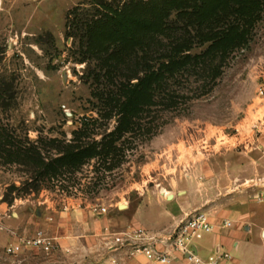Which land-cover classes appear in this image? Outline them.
I'll list each match as a JSON object with an SVG mask.
<instances>
[{"label":"rangeland","instance_id":"obj_1","mask_svg":"<svg viewBox=\"0 0 264 264\" xmlns=\"http://www.w3.org/2000/svg\"><path fill=\"white\" fill-rule=\"evenodd\" d=\"M77 5L90 7L91 0H0V74L7 83L14 80L17 97L9 110L0 113V121L22 139L27 132L32 140L70 139L87 120H92V137L100 139L117 124L116 118L101 115L105 111L97 90L104 83L93 77L95 62H79L80 33L67 36V14ZM172 19L177 23L175 16ZM206 47L197 44L191 53L200 54ZM209 73L206 65L170 79L167 89L176 102H159L151 108L143 127L127 137L122 164L111 171L92 161L76 179L50 184L9 205L3 202L4 194L12 184H21L24 172L0 164V264H91L83 248L88 244L83 233L89 232L81 228L78 217L70 220L69 227H61L75 235V250L70 253L61 248L9 255L6 246L15 235L31 236L38 229L54 236L55 212L69 199L79 200L90 218H98L92 206L108 207L117 230L140 227L138 218L148 227L160 226L166 221V204L151 196L184 190L185 181L193 183L190 201L196 210L219 215L237 203L250 206L251 227L261 237L246 231L249 253H245L260 261L264 154L240 143L263 111L259 89L264 84V18L248 46L231 54L215 81ZM108 260L105 253L99 260L94 257L93 264H109Z\"/></svg>","mask_w":264,"mask_h":264},{"label":"trees","instance_id":"obj_2","mask_svg":"<svg viewBox=\"0 0 264 264\" xmlns=\"http://www.w3.org/2000/svg\"><path fill=\"white\" fill-rule=\"evenodd\" d=\"M263 18L264 0H91L90 7H73L67 14V36L80 33L79 62H95L93 77L104 83L97 90L105 111L101 115L116 118L117 124L100 139L92 137V120H87L70 139L32 140L27 132L25 140L0 121V164L24 172L3 202L12 205L50 184L63 185L92 161L107 171L120 166L127 137L143 127L151 108L176 102L167 89L169 80L208 65L215 81L231 54L248 46ZM197 44L207 47L192 54ZM14 88V80L7 83L0 74V113L16 100Z\"/></svg>","mask_w":264,"mask_h":264},{"label":"built area","instance_id":"obj_3","mask_svg":"<svg viewBox=\"0 0 264 264\" xmlns=\"http://www.w3.org/2000/svg\"><path fill=\"white\" fill-rule=\"evenodd\" d=\"M262 113L253 119L248 135L240 144L252 147L264 154V84L259 89ZM96 215H105L109 208L103 205L91 207ZM223 227H231L232 221L225 220ZM216 225L211 215L204 210L188 214L171 232L153 231L143 227L131 226L117 230L107 225L101 231V238L109 264H238L232 253L217 249L208 260L197 252L196 244L207 233L214 231ZM3 226L0 223V230ZM59 246L56 236L38 229L31 236H18L6 246V253L19 255L25 251L51 253Z\"/></svg>","mask_w":264,"mask_h":264},{"label":"crops","instance_id":"obj_4","mask_svg":"<svg viewBox=\"0 0 264 264\" xmlns=\"http://www.w3.org/2000/svg\"><path fill=\"white\" fill-rule=\"evenodd\" d=\"M192 184L191 181H185L183 183L184 190H171L165 196H151V198H157L158 201L166 204V221H163L164 224H160V226L148 227L140 218H138L140 220L139 226L153 231L171 232L182 219L197 209L194 208L193 202L190 201L192 198L191 193L194 189ZM246 204L237 203L234 205L233 210H226L219 215H215L214 213L210 214L216 227L213 232L206 234L203 240L196 244L197 252L203 259L208 260L215 254L217 249L222 248L232 252L234 259L238 264H264V248L259 253L260 261L246 257L245 252L249 253V249L247 242L244 240L246 235L245 232L255 231L259 237H261L260 232L251 227L250 206ZM190 206L192 207V210H190ZM55 214L54 217H56V221L54 225V236H56L59 242V246L56 250L62 248V250H65V252L67 251L68 253L75 250L72 247V244L76 243L75 235H69L70 228L61 227H69L70 220L78 217L82 221L81 228L85 231L88 230L90 234L83 233L88 241V244H83L86 245L83 247L85 249V256H87L90 262L92 261L91 264H93L94 257H97L98 260L104 257L105 249L100 234L105 226L111 225L108 213L101 216L98 215L97 219L94 217L90 218L89 215L91 213L81 206L79 200L69 199L65 202L64 207L59 211L57 210ZM17 215L19 216V214ZM225 220L232 221V226L228 228L223 227L222 223ZM90 230H93L94 233L91 234ZM174 264L185 263L182 261H176Z\"/></svg>","mask_w":264,"mask_h":264},{"label":"water","instance_id":"obj_5","mask_svg":"<svg viewBox=\"0 0 264 264\" xmlns=\"http://www.w3.org/2000/svg\"><path fill=\"white\" fill-rule=\"evenodd\" d=\"M68 114H69V115H71V113H70V112H69Z\"/></svg>","mask_w":264,"mask_h":264}]
</instances>
